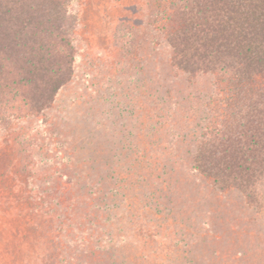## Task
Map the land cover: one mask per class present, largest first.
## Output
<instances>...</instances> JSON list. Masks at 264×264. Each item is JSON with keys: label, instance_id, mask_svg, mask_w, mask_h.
Listing matches in <instances>:
<instances>
[{"label": "rangeland", "instance_id": "rangeland-1", "mask_svg": "<svg viewBox=\"0 0 264 264\" xmlns=\"http://www.w3.org/2000/svg\"><path fill=\"white\" fill-rule=\"evenodd\" d=\"M166 9L73 0L71 80L3 99L0 264H264V212L194 169L215 79L172 66Z\"/></svg>", "mask_w": 264, "mask_h": 264}, {"label": "trees", "instance_id": "trees-1", "mask_svg": "<svg viewBox=\"0 0 264 264\" xmlns=\"http://www.w3.org/2000/svg\"><path fill=\"white\" fill-rule=\"evenodd\" d=\"M72 1L0 0V115L19 114L3 104L19 89L25 115L40 112L71 80ZM165 1L172 66L215 79L194 169L264 212V0Z\"/></svg>", "mask_w": 264, "mask_h": 264}]
</instances>
